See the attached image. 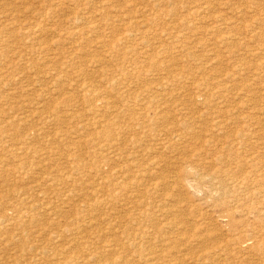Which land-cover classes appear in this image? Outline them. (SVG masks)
Here are the masks:
<instances>
[{"label": "rangeland", "instance_id": "374dc122", "mask_svg": "<svg viewBox=\"0 0 264 264\" xmlns=\"http://www.w3.org/2000/svg\"><path fill=\"white\" fill-rule=\"evenodd\" d=\"M0 223V264H264V0H0Z\"/></svg>", "mask_w": 264, "mask_h": 264}, {"label": "bare ground", "instance_id": "6f19581e", "mask_svg": "<svg viewBox=\"0 0 264 264\" xmlns=\"http://www.w3.org/2000/svg\"><path fill=\"white\" fill-rule=\"evenodd\" d=\"M146 23V22H145ZM19 24V23H18ZM146 25V24H145ZM171 26V25H170ZM174 26V25H173ZM45 28V27H44ZM131 37V36H130ZM132 38V37H131ZM35 41V40H34ZM122 41V40H121ZM40 43V42H39ZM137 46V45H136ZM36 49V48H35ZM40 49V48H39ZM136 49V48H135ZM43 50V49H42ZM113 50H115V49H113ZM164 50H166V49H164ZM183 50V49H182ZM118 51V50H117ZM161 52V51H160ZM166 54V53H165ZM79 57V56H78ZM44 58H46V56L44 57ZM44 66V65H43ZM72 67V66H71ZM179 68V67H178ZM4 69V68H3ZM166 69V68H165ZM132 71V70H131ZM78 72V71H77ZM9 73V72H8ZM76 76V75H75ZM80 78V77H79ZM38 80V79H37ZM155 100V99H154ZM108 106H110V105H108ZM106 108V107H105ZM89 110V109H88ZM91 110H94V109H91ZM103 110V109H102ZM96 111H98V110H96ZM95 112V111H94ZM113 113V112H112ZM72 114H73V112H72ZM114 114V113H113ZM96 120V119H95ZM3 158V157H2ZM118 175H119V173H118ZM135 175V174H134ZM129 177V176H128ZM122 178V177H121ZM130 178V177H129ZM141 178H143V176L141 177ZM131 179V178H130ZM138 180V179H137ZM139 180H141L140 178H139ZM131 181H132V179H131ZM130 181V182H131ZM191 185V184H190ZM139 186V185H138ZM197 186V185H196ZM51 209V208H50ZM53 210H54V208H53ZM56 210V209H55ZM55 210H54V212H55ZM52 214V213H51ZM90 221H91V219H90ZM1 224V223H0ZM56 224V223H55ZM59 224V223H58ZM99 224V223H98ZM53 225V224H52ZM0 227H1V225H0ZM96 227H97V225H96ZM98 230V229H97ZM45 231V230H44ZM65 232V231H64ZM63 232V233H64ZM44 233H46V231L44 232ZM43 234V233H42ZM93 234V233H92ZM46 235V234H45ZM62 235L61 234H59L58 233V235H56V237H55V239H59L60 237H61ZM9 238L8 237H0V243L1 244H3L4 245V247H6L7 246V244H8V242H7V240H8ZM54 239V238H53ZM54 239V240H55ZM99 239V238H98ZM100 246V245H99ZM105 246H107V245H105ZM104 248H106V247H104ZM107 249V248H106ZM103 250H101L100 248H94V249H89L88 251H86V252H84L85 254H83V253H78V251L77 252H72L71 254H67V255H63V257H64V259H65V264H107L105 261H103L102 260V257H100L101 256V254H103L104 253V251L102 252ZM24 257H25V255L23 254V253H21V254H19V255H17L15 258H16V260H17V263L16 264H25L24 263ZM41 258L42 257V252H39V254L38 253H35L34 255H33V259H36V258ZM4 264H6V263H4Z\"/></svg>", "mask_w": 264, "mask_h": 264}]
</instances>
